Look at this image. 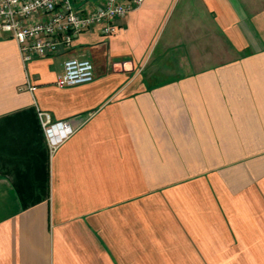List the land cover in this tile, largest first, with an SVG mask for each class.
Returning <instances> with one entry per match:
<instances>
[{
	"label": "crops",
	"instance_id": "0c3cea01",
	"mask_svg": "<svg viewBox=\"0 0 264 264\" xmlns=\"http://www.w3.org/2000/svg\"><path fill=\"white\" fill-rule=\"evenodd\" d=\"M117 24L26 63L0 33V264H264V0ZM75 57L94 81L58 87Z\"/></svg>",
	"mask_w": 264,
	"mask_h": 264
},
{
	"label": "built area",
	"instance_id": "2783aa9c",
	"mask_svg": "<svg viewBox=\"0 0 264 264\" xmlns=\"http://www.w3.org/2000/svg\"><path fill=\"white\" fill-rule=\"evenodd\" d=\"M144 0H0V33L18 43L23 61L57 53L59 45L71 46L83 32L100 27L109 37L118 29L117 21ZM94 65L89 59L70 58L55 84L71 87L91 83ZM31 91L36 87L29 85ZM43 113H40L42 116ZM42 126L55 148L71 136L75 128L65 121L53 122L46 114Z\"/></svg>",
	"mask_w": 264,
	"mask_h": 264
},
{
	"label": "rangeland",
	"instance_id": "374dc122",
	"mask_svg": "<svg viewBox=\"0 0 264 264\" xmlns=\"http://www.w3.org/2000/svg\"><path fill=\"white\" fill-rule=\"evenodd\" d=\"M96 28H98L99 30H100V27H96ZM91 30H93V29H91ZM87 32V31H86ZM100 32H101V30H100ZM84 33V32H83ZM101 34H102V32H101ZM103 35V34H102ZM97 59H99L98 57H97ZM100 62H98V64H99ZM102 67V66H101Z\"/></svg>",
	"mask_w": 264,
	"mask_h": 264
}]
</instances>
